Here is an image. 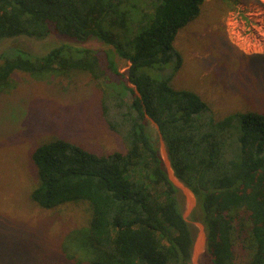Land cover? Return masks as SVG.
Here are the masks:
<instances>
[{"label":"trees","instance_id":"trees-1","mask_svg":"<svg viewBox=\"0 0 264 264\" xmlns=\"http://www.w3.org/2000/svg\"><path fill=\"white\" fill-rule=\"evenodd\" d=\"M205 1L0 0V43L95 38L129 64L125 78L110 52L68 43L43 55L0 56V89L17 71L58 79L88 74L101 91V119L126 148L97 153L56 138L30 153L37 177L32 203L89 211L78 247L84 264H192L180 192L167 178L148 118L158 126L174 175L194 196L211 263L240 264L238 247L247 264H264V113L216 119L197 94L170 85L182 64L175 37Z\"/></svg>","mask_w":264,"mask_h":264},{"label":"rangeland","instance_id":"rangeland-1","mask_svg":"<svg viewBox=\"0 0 264 264\" xmlns=\"http://www.w3.org/2000/svg\"><path fill=\"white\" fill-rule=\"evenodd\" d=\"M60 43L110 52L126 78L129 64L95 38L77 42L58 35L43 40L17 37L0 43V56L13 50L43 55ZM173 47L182 57L170 82L173 89L197 94L216 119L235 112L264 113V0H206L198 18L178 31ZM69 76L32 77L17 71L0 89V264H76L70 256L86 262L78 248L84 246L83 231L90 218L86 206L44 210L29 198L37 183L30 159L36 145L61 138L97 153L126 149L101 119L97 85L86 73ZM147 126L161 153L157 128L151 122ZM178 198L185 216L187 203L182 193ZM193 200L185 219L193 247L199 238L200 242L194 260L192 247L191 263L212 264ZM246 234L242 231L240 238ZM237 254L238 262L247 264L248 257L238 247Z\"/></svg>","mask_w":264,"mask_h":264},{"label":"water","instance_id":"water-1","mask_svg":"<svg viewBox=\"0 0 264 264\" xmlns=\"http://www.w3.org/2000/svg\"><path fill=\"white\" fill-rule=\"evenodd\" d=\"M149 121L151 123H153L155 125V127L157 128L158 130V126L150 119L148 118ZM159 137H160V145H161V153L160 154V157L162 159V163H163V167L165 169V172H166V175H167V178L168 180L170 181V183L176 188L179 190L180 193L183 194L184 198H185V201L187 203V210H186V214H189L191 212V210L193 209L194 207V196L193 194L189 191V189L179 180L176 178V176L174 175L173 173V170L171 169V166H170V163L168 161V158H167V154L164 150V143L161 139V135L159 133ZM185 216H183V218L185 219ZM202 230L200 231V235H202ZM201 237V236H200ZM199 242H200V238L199 240H197L196 244L194 245L193 247V260L194 258L196 257L197 253H198V250H199Z\"/></svg>","mask_w":264,"mask_h":264}]
</instances>
